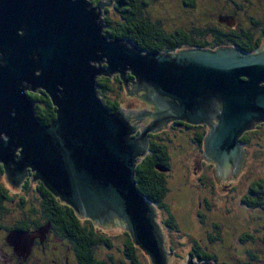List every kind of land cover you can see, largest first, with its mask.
<instances>
[{"label": "water", "instance_id": "95a60500", "mask_svg": "<svg viewBox=\"0 0 264 264\" xmlns=\"http://www.w3.org/2000/svg\"><path fill=\"white\" fill-rule=\"evenodd\" d=\"M101 9L86 0H0V165L13 187L30 170L78 215L124 224L150 264H168L156 209L136 182L149 135L176 122L205 125L203 158L216 164L215 184L229 187L244 161L241 138L264 123V44L254 54L144 53L102 33ZM114 75L127 99L134 93L148 109L132 122L147 124L142 134L99 96L98 78ZM37 90L56 108L50 125L36 117L29 94Z\"/></svg>", "mask_w": 264, "mask_h": 264}, {"label": "trees", "instance_id": "16d2710c", "mask_svg": "<svg viewBox=\"0 0 264 264\" xmlns=\"http://www.w3.org/2000/svg\"><path fill=\"white\" fill-rule=\"evenodd\" d=\"M116 1L117 5L115 4V7L108 11V14L113 11L117 13L115 14L116 20L107 16L105 36L110 41L115 39L131 41L146 53L173 54L194 48L216 50L223 46L229 47L233 43L240 45L238 47L244 52L254 53L262 45L261 41L254 45L244 43L247 39L244 38L247 34L246 31H232L218 22L219 15L214 13V9L218 8L222 12L229 11V13L223 14L231 15L232 10L242 7L240 0ZM208 9H213V12L208 13ZM195 11L199 15H196ZM206 14L210 16V19ZM242 15L243 13H241ZM199 19L201 28L195 26ZM190 22H192V27ZM185 23L187 28L184 26ZM260 34L263 35V32ZM209 36L212 38L207 39ZM127 78L130 81L133 79L130 74ZM125 88L119 75L98 78L99 96L113 113L122 109L121 93ZM29 95L33 101H37L35 110L38 121L43 126L50 125L56 119V108L51 99L44 92H40L39 95L32 93ZM173 125L187 129L182 132L183 134L178 131L181 136H177L174 141L164 137L165 131L150 135L151 143L147 155L139 160L136 167V182L141 195L163 215L162 224L175 232L182 233L176 213L190 195L182 194L183 187L182 189L175 188V190L171 188L175 182V174H177L174 171L173 162L181 167L180 169L185 168L187 169L185 171L188 172L189 167L177 164V157L183 156L186 159H188V155L198 157L200 162L198 171L201 172V177L197 180L199 183L194 184V188H197L195 191L206 190L204 187L207 186V171L212 170L216 164L203 158L204 141L208 133L205 125L198 126L195 133L187 131L188 128H192V125L181 122H176ZM241 142L244 147L247 145L256 147V158L264 165V123L245 133ZM181 143H184V146ZM179 145L180 147H178ZM160 167L166 171H161ZM252 169L255 170L251 167ZM1 171L0 174H3V166ZM237 177L239 176L237 175ZM245 178L246 176L243 179ZM249 178V183L246 188L242 189V193L235 189L240 197L238 203L235 204L238 208L231 213L234 214L230 216L233 218L209 219L213 212L212 204L207 197L203 198V203H201L205 208L198 213V218L199 223L205 228L204 234L199 239L192 241V248L188 254L189 260L207 261L213 264H256V261L261 262L259 257L264 255V173L258 179L251 180V177ZM38 184L41 194L47 200L46 209L47 212L49 211V215L46 214V219L53 218L58 221L63 232L68 231L70 237H75L78 242H81V245H86L88 254L94 255V252L90 253V250H93L94 244L101 243L99 247L108 251V256H111L116 264H144L145 252L134 243L132 235L124 228V225L120 226L124 232L122 244L119 246L117 254L115 252L111 254L110 250L114 246H112L110 237L103 239L97 234L95 228L84 227L79 221V215L70 206L55 197L42 182L39 181ZM1 185H3V180L0 181ZM211 188L213 190L214 186L212 185ZM0 192H2V188ZM239 212L258 217L252 223H244L243 215H238ZM208 220L211 221V224ZM89 261L94 263L93 258ZM147 263L148 261L145 264ZM95 264H99L97 260H95Z\"/></svg>", "mask_w": 264, "mask_h": 264}, {"label": "flooded vegetation", "instance_id": "af4514ba", "mask_svg": "<svg viewBox=\"0 0 264 264\" xmlns=\"http://www.w3.org/2000/svg\"><path fill=\"white\" fill-rule=\"evenodd\" d=\"M86 2L92 8L101 6L103 23L107 27L106 20L108 17L106 14L118 2L116 0H86ZM240 4L242 7L232 10L231 15L223 14L229 13V11L222 12L215 8L214 13L219 15V24L232 31H246L247 34L244 38L247 39L244 43L254 45L261 41L263 45L264 0H240ZM211 12L213 9H208V13ZM241 13L244 16H241ZM206 16L210 19L209 15L206 14ZM184 26L187 28V24ZM195 26H197L196 23ZM262 32L263 35L260 34ZM208 38L212 37L209 36ZM232 45L240 46L234 43ZM171 127L180 133L187 129L177 125ZM197 128L198 126H192L187 131L196 132ZM150 135L149 141L151 140ZM2 166L1 164L0 171ZM4 173L0 174V181L5 175ZM33 178L34 173L28 170L27 176L21 184L13 187L4 176L3 185L0 186V189L2 188V192H0V264H92L89 261L91 258L94 260L93 264H95V260L99 264H116L115 260L108 256V251L106 252L102 250V247H99L101 243L94 244L93 250H90V253L94 252V255H90L85 248L86 245H81V242H78L75 237H70L68 231L63 232L58 221L53 218L46 219V214L49 215V211L47 212L46 209L47 200L44 199L45 197L38 187L39 181L34 182ZM28 181L30 182L26 183ZM79 218L84 227L95 228L97 234L103 239L110 237L112 246H114L110 252L117 254L124 234L120 226L124 224L114 220L102 226L83 216L79 215ZM124 228L126 229L125 225ZM19 234L20 237L17 236Z\"/></svg>", "mask_w": 264, "mask_h": 264}, {"label": "rangeland", "instance_id": "374dc122", "mask_svg": "<svg viewBox=\"0 0 264 264\" xmlns=\"http://www.w3.org/2000/svg\"><path fill=\"white\" fill-rule=\"evenodd\" d=\"M96 8L97 6L94 7V9ZM100 12H101V16H100L101 25L104 27L102 33L104 34V32L107 30L106 29L107 27L103 23L102 9L100 10ZM194 13H196V15H199L197 11H195ZM115 14L117 13L113 11L112 13L106 14V16H109L112 19L114 18L116 20ZM200 22H201L200 19L198 22H196V25L198 26V28H201ZM220 48H223V47H220ZM228 48H237V49L242 50L241 48L235 45H231ZM194 49H199V48H194ZM187 50H192V49H187ZM181 51H185V50H181ZM142 52L146 53L143 50ZM177 53H173V54H177ZM245 53L254 54L255 52L254 53L245 52ZM40 92L41 91L37 90L35 94L39 95ZM128 93H129V90H127L126 88L124 92L121 93L122 94V97H121L122 109L118 112L122 113V115H124L127 119H129L127 121L131 124V126L133 127L138 126L137 134L139 133L142 134V131L145 129V127H147V124H137V123H132V122L134 121L135 118L150 117L148 109L146 106L138 104V95L134 93H132L133 95L132 101L127 99ZM33 102L35 103V107H36L37 101H33ZM173 124L166 127L165 129L160 127L161 131L166 132V133H163L165 134L164 137L170 141H174V139H177V136L178 137L181 136V134L178 133V130L174 131L172 129L173 127L171 126ZM184 143H181V144L184 146ZM149 144H150V141H149ZM180 145L178 147H180ZM185 145L187 144L185 143ZM243 150H244V155H245L244 161L242 160L239 166V171L237 172L236 176L233 177L229 187L215 184V167H214L212 168V170H209L208 168L209 170L207 171L208 175H206L207 186L204 187L206 190L203 189V190L195 191L197 188H194V184H198L199 182L197 180L201 177V172L198 171L199 163H200L198 157L196 156L190 157V155H188V159H186V157H183V156L177 157L176 159L177 164H180V165L183 164L185 167H189L188 172L185 171L187 169L185 168L180 169L181 167L177 166L176 163L174 164L173 162L174 169H175L174 171H176L177 174H175V177H174L175 182L173 183L171 188H174L175 190V188L182 189L183 187L182 194L185 196L186 195H190V196H188L184 200L185 202L184 205L181 207V209H178L176 213L177 220L182 229L181 230L182 233L175 232L172 229H169L168 227L164 226L162 224L163 215H161L158 209H156L155 211V214H156L155 221L157 225L160 227L162 234H163V242H164L163 246L168 256V264H187L189 260L188 254L191 251L192 244H193L192 241L194 239H199L201 235L204 234L203 231L205 228L199 223V218H198V213H200V211L205 208L203 207L204 205L202 206L203 198L207 197L210 203L212 204L213 212H212L211 218L209 219L215 220V219H220L221 217V220H224L225 218H233L230 216H233L234 214L233 215L231 214L233 213L232 211L238 208L237 205L235 206V204L238 203L239 197H240V195L238 194V191L236 192L235 189L239 190V192L242 193V189L246 188V185L249 183L248 182V179H250L249 177H251V180H252V179H258L259 177H261V175L263 176L264 165L261 163L260 160H258V158H256V152H257L256 147L254 148V146L247 145L245 147L243 146ZM244 163H245V166L243 167ZM251 167L254 168L255 170L254 171L253 169L251 170ZM237 175L239 177H237ZM241 175H242V178L240 177ZM245 176H246L245 179L247 180L243 179ZM3 179H4V175L2 177V180ZM212 185L214 186L213 190L211 188ZM187 191H188V194H186ZM238 215H243L242 218H243L244 223L247 222L248 224L252 223L255 220V218L258 217V216L257 217L249 216V214L248 213L245 214V212H239ZM208 221H209V224H211V221L210 220ZM201 226H202V229H201ZM171 249H173V251H170ZM263 253H264V248H263ZM259 258L261 259V262L256 261V264H264V255L262 254V256H260ZM146 260L148 261L147 264H150L148 258L145 255V258H143L144 264L147 262Z\"/></svg>", "mask_w": 264, "mask_h": 264}]
</instances>
